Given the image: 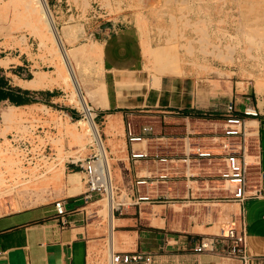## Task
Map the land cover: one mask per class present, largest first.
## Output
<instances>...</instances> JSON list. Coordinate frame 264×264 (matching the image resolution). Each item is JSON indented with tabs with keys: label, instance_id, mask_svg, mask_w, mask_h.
<instances>
[{
	"label": "crops",
	"instance_id": "1",
	"mask_svg": "<svg viewBox=\"0 0 264 264\" xmlns=\"http://www.w3.org/2000/svg\"><path fill=\"white\" fill-rule=\"evenodd\" d=\"M67 4L66 0H54L52 7L58 17L65 15L66 21L71 17L72 24L68 25L80 29L74 28L75 40L71 43L60 33L63 47L70 50L82 44L87 48L92 42L100 44V57H83L99 72L87 77L78 64L76 77L86 104L92 105L93 115L98 117L117 191L123 189L128 201L120 200L122 204L110 211L108 233L100 213L105 201L94 203L97 198L85 202L77 188L79 181H67L65 196L1 211L0 264H97L102 261L107 239L117 252L149 253L152 259L148 264H239L221 252V244H216L212 252H195L193 246L200 238L221 234L228 225L237 226L240 221L247 252L264 256V94L254 89L248 93L258 114L247 119L254 163L248 168L247 178L249 188L258 193L239 204L220 199L206 201L195 212L196 203L191 199L200 191L197 177L203 176L207 168L200 167V163L204 160L210 165L218 160L196 157L195 151L219 153L221 149L195 143L190 124L201 121L198 115L202 113L218 114L229 99L235 100L240 110L241 93L245 91H238L236 82H224L209 90L186 65L182 74H161L157 85L151 86L149 72L142 69L141 38L132 14L95 21L85 16L90 9L83 13ZM86 35H92L94 41L79 43ZM0 52V60H6L0 64L4 74L6 69H10L9 74L26 73L25 78L13 83L16 88L0 83L2 93L27 99V103L16 106L23 111L37 105L58 114L59 107L53 104L58 99L57 90H61L59 85L36 89L23 86L34 72L43 71L35 69L28 45H2ZM179 55L187 58L182 52ZM8 105H12L8 99L0 100L1 109ZM42 117L47 121L51 118L46 114ZM212 122L219 123L215 119ZM142 127L149 130L142 131ZM179 196L183 199L180 204L154 200ZM57 199L62 200V215L54 211L53 201ZM176 205L180 211L168 209ZM184 213L187 216L181 217ZM101 225L105 231H99Z\"/></svg>",
	"mask_w": 264,
	"mask_h": 264
},
{
	"label": "rangeland",
	"instance_id": "2",
	"mask_svg": "<svg viewBox=\"0 0 264 264\" xmlns=\"http://www.w3.org/2000/svg\"><path fill=\"white\" fill-rule=\"evenodd\" d=\"M44 1L58 37L61 33L68 43L73 42L75 40L74 28L78 29L79 26L68 25L72 24L71 17H69L68 21L65 20V15L58 17L59 14L55 13V8L52 7L54 0ZM66 1L68 3L66 7L69 4H73L77 10L83 13L86 8L90 9L89 14L85 16L89 15L95 21H108L117 15L132 14L136 20L135 24L137 25V30L141 38V54L144 60L142 69L149 72L151 86L157 85L159 75L161 74H182L183 66L185 65L193 70L194 77L205 81L206 87L209 90L219 87L224 82H236L234 84L238 91L242 89L247 93L250 91L251 94V91L253 92L254 89L252 83L255 84L262 80L264 82V63H259L258 65L248 57L249 54L255 58H258V56L264 57V0ZM41 2L43 4L42 0ZM11 8L15 11L14 17H11ZM93 13L94 16H92ZM123 19L131 20L129 16H123ZM1 28L5 32L0 31V47L2 45L13 47L16 44L25 47L27 44L34 59L33 64L35 69L43 70L34 72L32 78L36 74H43L48 79V82L59 85L61 90H57L58 99L53 104L59 107L56 108L60 110L58 114H52L50 110H45L43 106L39 108L37 105L31 109L29 108V111H23V109L15 105H8L2 109L0 106V136L2 137V142H0V181L2 180L5 186H9L14 181H17L19 177L21 178V174L28 175L35 172L36 170L34 169L37 168L41 174H44L46 181L44 180L43 182L47 183L51 177L48 173L45 174L44 168L46 163L53 161L52 158L55 160L58 158L57 160L62 162L65 172L64 179L68 181L70 174L77 173H71L73 167L78 168V171H80L78 165L81 161L83 162L93 158V155H96V153L101 155L95 142L86 134L87 121H89L98 131L104 152V156L101 155V159L102 157L104 158L106 167L109 168L110 184L112 188H117L111 169L112 159L109 158L108 152L105 149L98 117L93 116V110L90 109L92 105L89 102L87 104L90 107L87 106L85 93L82 91V88L81 90L79 89V81L76 77L79 69L87 77L94 74V72H99H96L94 69L96 66L92 62L85 60L83 57L87 55H92L95 58L100 57L101 48L99 51H95L100 47V44L92 42L89 48H87V44H82L70 50L63 47L69 63L68 66L63 61L55 36L54 38L56 40L53 45L51 40L47 38L39 39L30 33V25L25 16L24 7L18 0H0ZM84 37L85 40L79 43L94 41L92 35H86ZM207 51L212 54L205 55L204 52ZM218 51L219 53L222 52L227 57L228 62L232 63H220L214 60V55ZM179 52L185 54L187 58H184L185 60L182 59ZM0 54L2 53L0 52ZM77 57L79 58L76 59ZM78 64L79 69L77 68ZM203 66L204 69L202 68ZM196 67L198 69L201 68L202 72L200 71L201 69L198 70ZM58 68L60 72L57 77L54 73ZM9 70L6 69V74H4L3 69L0 70V82L6 83L8 87L11 85L16 88L13 83H17V78H25L26 73L19 75L11 71V74H9ZM228 75L231 76L228 77ZM3 77L6 79H3ZM32 78L27 80H31ZM258 94H264V91ZM78 95L83 108L82 110L79 109ZM45 114L51 117L49 121L42 117ZM10 116L14 117L11 118ZM200 119L201 121L198 123L190 124V129L194 133L192 135V138H194L193 141L195 143L198 141V145L201 146H216L211 141L209 142L208 137L210 138L214 131L216 135L220 133V122L215 125L213 122L210 123V120L213 119L201 117ZM6 142L12 148L4 151ZM208 152L214 153L211 151ZM19 158L22 160L23 167L29 169L25 171L17 170L14 163L18 162ZM43 158L49 159L42 160ZM212 159L217 160L216 157H212ZM74 161L76 162L75 164ZM217 161L210 165H207L204 160L200 163V167L207 168L203 176L197 177L200 191L196 192L197 194L192 196L193 198L191 199L196 203L195 210H193L195 212L199 211V205L206 201L220 199L224 202L225 192L221 189L222 184L218 176V171L221 169L222 164L220 161ZM215 168L218 169L217 172ZM82 176V173H79V184L77 186L79 192L84 190ZM194 178L196 177L192 179ZM53 182L52 191L43 194V201L34 202V199H30L24 207L42 204L57 197L65 196L66 190L63 187L64 182ZM123 183L125 186L126 179H123ZM114 192L112 193V197L115 202H119L120 200L128 201L123 189L118 191L120 195ZM19 199L14 191L3 193L0 196V212L24 208L19 207L23 200L22 198ZM106 199V195H102L94 203L100 201L106 202ZM154 200H169V202L166 201V204H180L183 199L179 196ZM177 207L179 206H169L168 209L180 211ZM186 216L184 213L181 217ZM99 231H105L103 225L99 227Z\"/></svg>",
	"mask_w": 264,
	"mask_h": 264
},
{
	"label": "built area",
	"instance_id": "3",
	"mask_svg": "<svg viewBox=\"0 0 264 264\" xmlns=\"http://www.w3.org/2000/svg\"><path fill=\"white\" fill-rule=\"evenodd\" d=\"M241 98L243 103L240 110L236 108L235 100L229 99L222 105L218 113L219 118L215 119L220 122L221 130L218 135L214 131L210 141L219 146L221 151L219 153L195 151L196 157L208 159L216 157L221 162L218 176L222 184L221 189L225 192L224 201L238 204L258 193L249 188L247 178L248 168L254 164L247 119L256 117L258 113L247 92L241 93ZM90 109L92 110V108ZM141 130L147 131L149 128L142 127ZM96 159V155H93V158L81 161L78 165L83 175L84 190L81 192V196L85 202L101 197L104 192L94 166ZM143 200H148V198H143ZM53 207L56 215L64 214L65 210L61 199L54 200ZM216 244H221V252L232 259H236L239 264H264V256L247 252L242 221L237 226L228 225L221 234H212L200 238L197 245L193 246V250L195 252H212L215 251ZM151 259L152 255L149 253L117 252L112 245L108 247L107 260L109 264H148Z\"/></svg>",
	"mask_w": 264,
	"mask_h": 264
},
{
	"label": "bare ground",
	"instance_id": "4",
	"mask_svg": "<svg viewBox=\"0 0 264 264\" xmlns=\"http://www.w3.org/2000/svg\"><path fill=\"white\" fill-rule=\"evenodd\" d=\"M18 2H20L22 4V6L24 7V13H25L27 21L29 22V25H30V30H29L30 33L32 35L38 37L39 39H43V38L49 39V40H51L52 44L54 45L55 40H56L54 38L55 34H54V32H53V30L51 28V25L49 23L48 16L45 14L44 7H43V4H42L41 0H18ZM11 9H12L11 17L12 16L14 17L15 16V11H14L13 8H11ZM157 21H158V19H157ZM158 23H159V21H158ZM3 30H2V28L0 29V31H3ZM3 32H5V31H3ZM182 45H184V44H182ZM99 50H100V47H98L95 51L97 52ZM227 52H229V51H227ZM204 54L205 55L206 54H210L211 55L212 53L207 51V52H204ZM248 57H250V59L252 61H254L255 63H257L258 65H259V63H264V57L258 56V58H255L254 56H252L250 54L248 55ZM214 58H215L214 60H216V61H218L220 63H232V62H228L227 57L222 52L219 53V51L217 52V54L214 55ZM5 62H6L5 59L4 60L3 59L0 60V64H2V65H4ZM202 68L204 69V66ZM196 69H198V68L196 67ZM199 69H201V68H199ZM200 71L202 72V69ZM203 71H205V70H203ZM59 72H60V69L58 68V69H56L54 75L58 77L59 76ZM231 75H228V77H230ZM262 81L261 82H256L255 84L252 83V86H253L254 91L256 93H260V92L264 91V82H262ZM53 85H54L53 82H48V79H46V76L43 75V74H40V73L36 74L35 77L32 78L30 81H28L26 83H23V86H25L26 88L28 87V88H32V89L41 88V87H51ZM77 94H78V92H77ZM78 104H79V109L82 110L83 108H82V105H81L80 100H79V95H78ZM43 108L45 110H47V111L49 110L45 106H43ZM89 113H92V112H89ZM3 114H5V113L3 112ZM23 115H24V112H23ZM6 117H8V116H6ZM13 117H11V118H13ZM85 118H87V117H85ZM71 126H74V125H71ZM72 133H73V131H72ZM86 134H87V136H90V138H92V140L95 142V144L97 146L98 151H100L101 155L104 156L103 155V153H104L103 152V147H102V145L100 143L98 131H97L96 127H94V126H92L90 124L89 121H87ZM4 147H5L4 148L5 150L3 149L4 151H7L8 149L12 148L9 145L8 142L5 143ZM52 151H53V149H52ZM101 155L96 153L97 159L94 161V166H95L96 171H97V173L99 175L98 178H99V180H100V182H101V184L103 186L104 192H103L102 195H106V197H107L106 202H105V209L103 211H101V212L99 211V212L101 213V215H104V217H105V220H106L105 222H106V225H107L106 229H107V233H108L110 231V228H109V213H110V211H111V209L113 207H115L118 204H122V202L121 201L115 202L113 200L112 193L115 191L114 192L115 194H119V192L117 191V188H114V187L112 188V186L110 184L111 183L110 182V175L108 174L109 168L106 167L107 165L105 163L104 158L102 157V159H101ZM45 159H49V158H45ZM45 159L43 158L42 160H45ZM52 159H53V161H51L50 163L49 162L46 163L45 164V168H44L45 169V174L48 173L49 176L51 177L47 181V183L43 182L45 180L44 179V174H41L38 171V169L36 168V169H34L36 171L33 172V173H30L28 175L21 174L22 177L21 178L19 177V179L17 181H14L9 186H5L3 181L1 180L0 181V196H2L3 193H8L10 191H14L15 194L18 195V197L20 199L21 198L23 199L22 200V204L19 207H24V206H26L28 204L27 201L30 200V199H34L33 200L34 202L43 201L42 200L43 194L45 192H51L52 191V186H53V183H54L53 181H62V182H64V185L63 184L62 185L66 189L67 181H65V179H64V176H65L64 166L62 165V162H60V160H57L58 158L56 160L54 158H52ZM21 161L22 160L19 158V161L14 163L16 168H17V170L25 171V170L29 169V168L23 167ZM72 172L81 173L80 171H71V173ZM79 173L70 174L69 177H68V181L70 180L71 182H78L79 181L78 180ZM49 197H51V196L49 195ZM108 246L110 247V244H109V240L107 239L106 242L103 244V247H102L103 248L102 253H103L104 256L101 259L102 261L98 262L97 264H106V255H107V258H108ZM107 264H109L108 260H107Z\"/></svg>",
	"mask_w": 264,
	"mask_h": 264
},
{
	"label": "trees",
	"instance_id": "5",
	"mask_svg": "<svg viewBox=\"0 0 264 264\" xmlns=\"http://www.w3.org/2000/svg\"><path fill=\"white\" fill-rule=\"evenodd\" d=\"M3 99H8L9 103L12 105H15V106L27 103L26 102L27 99H25V98L17 99L16 97H11L9 94L4 95L1 91V84H0V100H3ZM31 102H36V100H31ZM198 117L199 118L201 117V118L217 119V118H219V115L218 114H212V113H202V114L198 115ZM71 171H78V168L73 167L71 169Z\"/></svg>",
	"mask_w": 264,
	"mask_h": 264
},
{
	"label": "water",
	"instance_id": "6",
	"mask_svg": "<svg viewBox=\"0 0 264 264\" xmlns=\"http://www.w3.org/2000/svg\"><path fill=\"white\" fill-rule=\"evenodd\" d=\"M42 1H43V7H44L45 14L49 17V21H50L51 28H52V30H53V32H54V34H55L56 39H57V43H58V45H59V50H60V52H61V55H62L63 61L69 66V63H68L67 58H66L65 53H64V48H63V46H62V44H61V42H60V40H59V37H58L57 32H56V29H55V27H54V25H53V23H52V21H51V19H50L49 11H48V9H47L46 3H45L44 0H42ZM78 91H79V90H78ZM79 93H80V91H79Z\"/></svg>",
	"mask_w": 264,
	"mask_h": 264
}]
</instances>
